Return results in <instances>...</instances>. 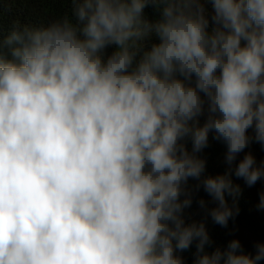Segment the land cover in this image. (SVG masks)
Here are the masks:
<instances>
[{
  "label": "clouds",
  "instance_id": "clouds-1",
  "mask_svg": "<svg viewBox=\"0 0 264 264\" xmlns=\"http://www.w3.org/2000/svg\"><path fill=\"white\" fill-rule=\"evenodd\" d=\"M71 5L72 16L38 28L17 21L0 40V264H183L176 252L194 241L195 264L264 260V244L251 256L238 240L206 253L204 223L182 216L210 132L229 165L253 139L264 145V0ZM235 176L253 186L264 163L246 154ZM201 183L226 227L239 185L228 173Z\"/></svg>",
  "mask_w": 264,
  "mask_h": 264
},
{
  "label": "trees",
  "instance_id": "trees-1",
  "mask_svg": "<svg viewBox=\"0 0 264 264\" xmlns=\"http://www.w3.org/2000/svg\"><path fill=\"white\" fill-rule=\"evenodd\" d=\"M206 15L209 18L211 28V3H205ZM71 0H0V40L7 38L19 21L21 26L41 27L46 25L51 19L71 13ZM144 16L150 22H155L161 18L158 9L149 5L144 10ZM75 19L74 17H72ZM153 43H158L156 37H151L145 42L146 48H150ZM114 51V46L105 49L104 58L107 59ZM206 120V115L199 118L202 126ZM214 133H209L208 146L196 155L206 161L204 173L200 181L190 178L187 188L191 190L192 204L184 209L182 216L186 224L193 222L204 223L208 232L210 243L205 245V252L211 254L219 249L221 252L228 250V245L233 240H238L241 244V251L251 256L255 255L257 243L264 244V209L258 207L260 195L264 193V178H261L255 185L248 186L242 178L235 176V168L239 161L246 154L251 153L256 160L257 166L264 163V145L254 139L238 154L236 161L231 165L226 162V144L213 139ZM248 135L254 137V129L248 130ZM187 150L191 153L192 142L190 137L183 141ZM228 173L234 185H239L240 194L236 198V206L239 208L238 215L234 219L230 218L226 227L214 223L210 216V210L217 206V202L204 190L201 181L207 177H216ZM200 184L199 189L196 185ZM184 196H181L183 199ZM203 199L205 206L201 207L199 201ZM230 207L233 206V198L226 196ZM197 241H194L189 249L177 251L176 255L182 258L183 264H195L197 259ZM223 264V260L221 261ZM264 264V260L258 262Z\"/></svg>",
  "mask_w": 264,
  "mask_h": 264
}]
</instances>
